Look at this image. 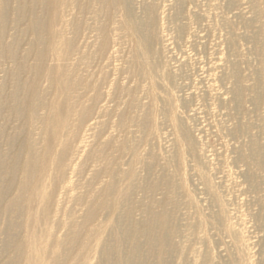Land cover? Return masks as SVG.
Listing matches in <instances>:
<instances>
[{
	"label": "rangeland",
	"instance_id": "obj_1",
	"mask_svg": "<svg viewBox=\"0 0 264 264\" xmlns=\"http://www.w3.org/2000/svg\"><path fill=\"white\" fill-rule=\"evenodd\" d=\"M0 264H264V0H0Z\"/></svg>",
	"mask_w": 264,
	"mask_h": 264
}]
</instances>
